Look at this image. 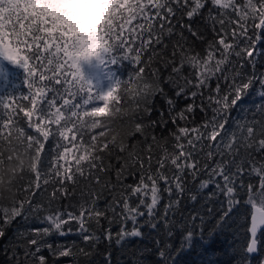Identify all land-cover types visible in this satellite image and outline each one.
Here are the masks:
<instances>
[{"label": "snow or ice", "instance_id": "6c2138e0", "mask_svg": "<svg viewBox=\"0 0 264 264\" xmlns=\"http://www.w3.org/2000/svg\"><path fill=\"white\" fill-rule=\"evenodd\" d=\"M88 2L89 0H0V56L24 70V84L27 88L25 94L0 98V167L6 161H11V153L16 151L28 153L33 161L30 171L24 170L18 177L12 178L14 194L11 198L0 194V200L11 201L10 207L0 206V219L3 220V225H0V238L6 234L5 225H10L17 217L27 220L30 216H35L45 224L42 229L35 230L34 235L29 230L32 238L23 245V261L19 258L16 244L5 248V252H11L13 264H28L29 259L34 260L35 264H46V257L37 255L45 246L41 243V238L53 231L61 236L68 235L73 231L72 223L77 225L78 234L84 241L95 243L100 240V236L91 229L93 222L99 225L101 218L105 216L96 200L80 203L75 206L76 211L50 210L52 200L72 194L74 189H69V183L75 185L83 178L86 179L88 187H92L93 182L99 184L100 192L95 193L97 198L105 189L112 192V203L108 208L115 212L114 206L119 205L124 220L130 219L133 222L131 230L122 227L117 234V243H120L126 238L142 236L137 225V218L140 216L146 215L150 227H157L159 221L156 218V208L162 192L167 191L171 195L172 184L175 183V191L182 193L185 172L197 174L200 167L195 155L197 148L201 151L207 148L206 155L209 158L223 156L224 150L234 154L237 141L246 149L255 145L264 150V104L257 108L261 114L259 120L253 116L250 120L246 118L242 122H236L234 128L226 126L231 110L240 106L255 83L258 82L261 89H264V74L258 78L255 72L248 75L244 71L245 65L254 69L256 57L264 54V50L256 49V44L264 37V0H244L242 5L237 4L236 0H210L212 7L208 10L207 19L212 22L216 35L207 43L203 56L187 44L183 33L186 30L196 39H203L200 32L192 26V21L202 15V9L209 0H110V15L106 24L99 29L102 43L106 46L105 53L109 54L111 63L123 59L137 67L127 81L117 80L105 94H97L92 84L84 79L80 66L73 58L77 47L75 25L85 22L86 15L78 6ZM213 9L216 10V15H213ZM229 10L233 13L232 16H229ZM178 13L180 18L176 23L182 27L180 40L173 47L170 60L166 61L171 65L168 81L176 84V97L195 99L200 96V110L206 113V118L203 123L193 124L191 127L187 123H179L185 121L187 114L194 111L195 104L187 105L173 116L171 123L176 127L170 132L173 137L172 148L169 150L166 144L161 146V155L155 158V170L152 168V148L158 140L153 135L149 142L146 126L136 123L134 132L145 138L146 147L139 154L135 153V148L128 152L131 162L125 160L124 166L116 172L113 183L97 173L110 171L111 166L104 164L105 156L101 153L107 149L108 155H111L109 143L115 146L116 138L113 136L111 141L101 142L97 135L90 133L100 126L99 118L107 113L110 105L118 103L122 95L128 94L130 90H135L138 104H146L157 92L163 94L159 80L146 78L147 64L142 55L153 44L162 45L165 32L169 36L173 35L175 27L172 18ZM185 16L187 22L183 20ZM133 21L136 23L133 24ZM249 22L252 27L251 35ZM217 23L220 25L219 30L215 28ZM136 40L140 42L133 47ZM113 52L119 55L112 56ZM177 54L180 57L178 62ZM233 57L237 59L234 61ZM147 59L150 61L151 56ZM185 67L192 70L187 75L184 74ZM152 75L156 76L157 73ZM0 78L5 83L8 82V74L0 73ZM213 79L216 80L214 89L211 88ZM180 80H183V84L179 83ZM221 80L226 81L223 86ZM204 89H208L207 93ZM259 94L264 97V91ZM205 97L206 103L203 102ZM23 100H27L28 104L20 102ZM98 102H102V106ZM166 102L174 111L175 101L168 98ZM115 111L121 109L115 108ZM126 111L125 109L124 112ZM143 111L150 112V109L145 107ZM209 111L210 116L207 115ZM21 112L23 117L17 118ZM24 118L27 119L28 128L33 129L39 136L30 135L21 127V120ZM158 123L166 126L167 121L162 117L159 122L151 121L148 127L154 128ZM104 135L103 131L99 133L101 137ZM49 137L55 142L52 155L45 152V142ZM118 147L122 152L126 150L123 139ZM5 152L9 153L6 157ZM44 165L46 170L42 167ZM133 165L141 170L139 179L132 184H124L125 168H132ZM229 165H234L236 171L231 172ZM169 166L176 170L171 179L168 176V171L171 170ZM242 171V166L236 164L234 159L221 160L211 169L209 180L201 183V188L207 187L208 183L216 184L217 190L223 192L226 198L227 207L222 208L218 224L226 223L231 218L233 208L238 203L235 183ZM253 172L259 177V190L253 191L252 184L246 186L248 199L245 204L251 207L249 231L253 237L247 247L249 254L256 252L257 233L264 229V166L253 168ZM25 173L33 175L22 185L26 195L23 199H18L20 188L16 184L18 180H25ZM49 176L54 185L49 209L45 210L42 205L33 203L30 197L40 187L41 180L43 185L50 183ZM215 176L222 177V185L212 179ZM160 181H164L163 189ZM2 182L3 177L0 176V183ZM241 185L243 186L242 181ZM117 187L122 189L119 193ZM132 197H136V203L132 202ZM191 199L195 200L196 196L193 195ZM175 203L178 201L170 200L164 209L165 226L170 223L167 213ZM191 236L192 233L189 232L186 239L190 241ZM18 237L23 239L24 234L18 233ZM105 239L111 241L110 230L105 232ZM46 246L53 255L76 254L72 247L54 249L51 244ZM80 251L88 254L84 249ZM159 256L162 264H168L170 257L164 251H160ZM105 259L106 264H111L110 254Z\"/></svg>", "mask_w": 264, "mask_h": 264}, {"label": "trees", "instance_id": "16d2710c", "mask_svg": "<svg viewBox=\"0 0 264 264\" xmlns=\"http://www.w3.org/2000/svg\"><path fill=\"white\" fill-rule=\"evenodd\" d=\"M237 4L242 5L244 0H236ZM209 3L202 9V15L195 17L192 21V26L197 29L202 35L203 39H196L188 31H184V39L188 45H191L195 52L200 55L205 54L206 45L209 41L213 40L216 33L213 31V25L210 20L207 19L208 10L211 8ZM213 15H216V10L213 9ZM233 13L229 10V16ZM179 13L176 17L172 18L175 32L172 36H169L166 32L163 36V44H153L152 48H149L142 55V59L147 64L146 77L149 80H159L160 86L163 88V94L157 92L152 96L146 104H138V98L135 95V90H130L128 94H123L118 103L110 105L107 113L99 118L100 126L91 131L90 134H95L98 140L101 142L111 141L115 136V146L109 143V148L112 149L111 155H108V150L105 149L101 155L105 156L104 164L110 165L111 169L108 173L100 172L97 175L102 178L110 179L115 183L116 172L125 164V160H131L128 157V152L135 148V153H141L142 148L146 147L145 138L140 133L134 132L136 123H142L146 126L148 141L151 142V137L154 135L158 143L153 145V160L152 168H156V157L161 155V146L165 145L169 150L172 148L173 137L170 132L175 129V125L171 123L173 116L176 113L183 110L189 104H195L193 112L187 114L185 121H179L181 125L187 123L189 127L193 124L199 125L204 122L206 113L200 110L202 103L201 97L197 96L195 99L176 97V84L169 83L168 78L171 74V65L166 63L172 56V50L176 42L180 40V30L182 25L177 24L176 20L179 19ZM183 20L187 22V17H183ZM136 22L133 21V24ZM231 28L233 25H226ZM131 27V26H129ZM217 30L220 29L219 23L215 25ZM127 31V30H126ZM137 31H140L139 29ZM259 31V30H257ZM252 34L251 22H249V35ZM146 35V34H145ZM231 38V33H229ZM139 40H136V44H139ZM152 49H155L153 52ZM257 50H264V37L256 44ZM112 56H118V53H111ZM106 64L108 67L107 85L102 87L94 81L88 72V69L83 66L82 61L80 68L85 80L89 81L95 88L97 94H105L114 86L117 80L127 81L128 78L134 73L136 64H132L130 61L119 59L116 63H111L109 54L104 53ZM151 56L149 61L147 57ZM180 57L177 54L176 60L179 61ZM237 58L233 57L235 61ZM2 68L0 73L8 74V82L5 83L0 78V98L5 96H19L27 92L26 85L24 84L25 72L24 70L13 65L6 60L3 56H0ZM191 69L184 68V74L187 75ZM244 71L251 75L255 72L256 77H260L264 74V54L256 57L255 68L250 65H245ZM152 73H157L153 76ZM173 78H174V74ZM217 75H221L217 73ZM231 76V70L228 72ZM183 84V80L179 81ZM223 86L226 81L221 80ZM216 86V80L211 81V88ZM208 89H204L207 93ZM264 91L261 89L260 84L257 82L249 89V94L241 101L240 106L234 107L228 115L229 128H234L236 122H242L244 119H252L253 116L257 120L261 118V114L257 111L258 106L264 104V97L259 93ZM171 98L175 101L174 111L169 108L167 99ZM16 101H14L15 103ZM23 104H28L27 100L20 101ZM206 103V97L203 101ZM102 106V102H98ZM147 107L150 112H144L143 109ZM115 108L121 109V111H115ZM127 110L126 113L124 110ZM172 112L170 116L169 113ZM207 115H211L209 111ZM23 117V113H19L18 117ZM167 121L166 126H161L159 123L154 128L148 127L151 121L159 122L161 118ZM21 127L30 135L39 136L33 129L28 128L27 119L21 120ZM103 131L105 135L99 136V133ZM128 133V135H125ZM88 137H86L87 139ZM162 138V139H161ZM41 139H43L41 137ZM124 140L126 145L125 151H120L118 145ZM63 142V141H62ZM66 143V142H64ZM55 142L52 137L45 142V152L49 155L54 154ZM208 149L203 151L197 148L196 158L199 161V169L196 175H191L190 171H186L183 178L184 191L177 193L175 191V183L172 184L173 193L170 195L167 191L162 192V198L159 205L156 208V218L158 224L156 228L150 227L148 223V217L140 216L137 218V225L142 232L141 237L126 238L120 243H117L119 239L118 233L121 228H127L129 230L133 227L132 220H124L121 215L120 206L116 205L115 212L108 208V205L112 203V192L105 189L103 193L97 198L95 193L100 192V185L93 182L92 187L87 186L86 179H81L79 183L73 185L68 184L69 189H74L71 195L65 198H57L52 200L50 210L55 212L58 209L62 211H76V207L80 203L96 200V203L101 211L105 213V216L101 218L100 224L97 225L94 222L91 224V229L95 231L96 235L100 236L98 242L84 241L78 234L77 225L71 224L73 231L68 235L61 236L55 231L51 234L43 236L41 243L45 246L41 249V252L37 255H43L46 257V264H106V256L110 254L111 264H162V259L159 256L160 251H164L165 254L170 257L168 264H261L264 260V232L258 237L259 242V256L256 258L249 257L247 253V247L250 244V225H251V207L246 205L245 201L248 199V191L246 186L248 184L253 185V191L259 190V177L253 172V168H260L264 166V150L258 149L255 145L252 148H244L240 146V142L237 141V150L234 154H229L227 150H224V155H216L214 158L207 157ZM9 153L5 152V157ZM43 157V153H42ZM134 159V157H133ZM235 160L236 164L241 165L243 171L237 176L235 188L236 199L238 203L233 208L231 218L227 219L226 223L218 224L217 221L220 218L222 208L227 207L226 198L223 192L217 190L216 184L208 183L207 187L201 188L202 181L209 180L210 171L215 167L216 163L223 160ZM71 162V161H70ZM18 164H23L22 160L6 161L5 165L0 167V172L7 166L9 168H15ZM46 170V165L42 166ZM147 166H145L146 168ZM171 168V166H169ZM231 172L236 171L234 165H229ZM140 168L133 165L132 168H125L126 179L124 184H132L139 179ZM176 170L171 168L168 171L169 179H171L173 173ZM132 173V174H128ZM25 180H18L16 187L20 188L17 193L18 199H23L26 193L24 192L22 185L26 184L31 173H25ZM34 178V176H33ZM212 179L219 181L223 184L222 177L215 176ZM50 183L43 185L40 181V187L34 190L30 199L33 203H38L43 206L45 210L49 209L50 194L53 190L54 181L49 176ZM241 181L243 186L241 185ZM160 187H165L164 181H160ZM47 189V191H45ZM122 189L117 187V193ZM212 193H215L213 196ZM195 195L196 199L191 197ZM178 201L173 204L167 213V220L170 222L167 226L164 224V209L169 205V201ZM132 202L136 203V197H132ZM0 206L10 207L11 201L4 199L0 200ZM27 208L28 205H25ZM44 213L42 212L41 215ZM111 221V225H109ZM0 225H3V220L0 219ZM45 224L41 223L35 216H30L27 220L17 217L10 225H5V236L0 238V264H13L11 258V252H5V248H10L11 245H17V251L20 253V259L24 260V248L23 245L27 240L32 238L35 234V230L42 229ZM67 228V226H65ZM29 230H32V235H29ZM111 231V241L105 239V232ZM191 232V240L186 239L187 234ZM18 233H23L24 238L18 237ZM47 244H51L53 248L58 247H72L75 255L70 256H58L53 255V252L48 249ZM31 247V246H30ZM80 249H84L86 253H81ZM28 264H35L32 259L28 260Z\"/></svg>", "mask_w": 264, "mask_h": 264}, {"label": "clouds", "instance_id": "9594fccd", "mask_svg": "<svg viewBox=\"0 0 264 264\" xmlns=\"http://www.w3.org/2000/svg\"><path fill=\"white\" fill-rule=\"evenodd\" d=\"M86 14L85 22L75 25L77 47L73 58L80 66L81 61L87 62L92 59H99L106 51L102 43V36L99 29L106 24L111 12L110 0H89L88 3L78 6ZM14 160H22L15 168L5 167L0 176L3 182L0 183V194L9 198L14 194L12 178L18 177L24 170H31L32 158L28 153L16 151L11 153Z\"/></svg>", "mask_w": 264, "mask_h": 264}, {"label": "rangeland", "instance_id": "374dc122", "mask_svg": "<svg viewBox=\"0 0 264 264\" xmlns=\"http://www.w3.org/2000/svg\"><path fill=\"white\" fill-rule=\"evenodd\" d=\"M84 67L88 69L89 74L92 79L99 83L102 87L107 85V77H108V65L106 64L104 56H101L99 59H92L90 61L84 62L82 61ZM2 68V63L0 60V72Z\"/></svg>", "mask_w": 264, "mask_h": 264}, {"label": "water", "instance_id": "95a60500", "mask_svg": "<svg viewBox=\"0 0 264 264\" xmlns=\"http://www.w3.org/2000/svg\"><path fill=\"white\" fill-rule=\"evenodd\" d=\"M251 226V225H250ZM264 231V229H260L259 231H258V233H257V237H256V240H257V238H258V235L261 233V232H263ZM250 236H251V241H252V239H253V237H252V235H251V232H250ZM251 243V242H250ZM249 254V253H248ZM258 254H259V244H258V241H257V250H256V252H254V253H252V254H249V256L251 257V258H255V257H257L258 256ZM261 264H264V261L261 263Z\"/></svg>", "mask_w": 264, "mask_h": 264}]
</instances>
